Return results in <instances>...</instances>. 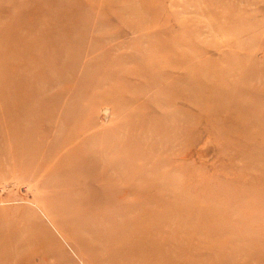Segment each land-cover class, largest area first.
I'll return each mask as SVG.
<instances>
[{"label": "rangeland", "instance_id": "374dc122", "mask_svg": "<svg viewBox=\"0 0 264 264\" xmlns=\"http://www.w3.org/2000/svg\"><path fill=\"white\" fill-rule=\"evenodd\" d=\"M0 264H264V0H0Z\"/></svg>", "mask_w": 264, "mask_h": 264}]
</instances>
